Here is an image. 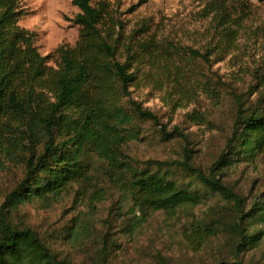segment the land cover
<instances>
[{
    "label": "trees",
    "instance_id": "trees-1",
    "mask_svg": "<svg viewBox=\"0 0 264 264\" xmlns=\"http://www.w3.org/2000/svg\"><path fill=\"white\" fill-rule=\"evenodd\" d=\"M71 3L78 9L73 19L79 27L77 43L42 57L34 45L36 35L18 26V0H0V156L22 170V179L0 208V264H70L59 260L33 230L14 228L6 213L25 203H47L72 185H85L92 178V156L101 163V177L122 189L142 212L173 213L205 200L223 201L230 218L192 223L190 242L200 247L224 230L231 236L229 246L235 260L217 264H245L241 254L258 249L264 239V192L247 206L224 185L222 171L239 159L264 153L262 74L246 91L231 90L234 118L228 153L208 172L192 164L186 148L182 161H148L140 167L123 148L142 139L141 122L160 127L154 135L160 142L187 139L182 130L173 127L168 131L154 113L130 99L139 63L145 58L147 65L156 67L155 78L161 87L170 73L174 80L184 75V64L169 67L184 52L192 61L206 65L209 58L150 38L136 41V50L132 45L124 47L121 60L119 23L108 5L93 6L91 0Z\"/></svg>",
    "mask_w": 264,
    "mask_h": 264
},
{
    "label": "rangeland",
    "instance_id": "rangeland-1",
    "mask_svg": "<svg viewBox=\"0 0 264 264\" xmlns=\"http://www.w3.org/2000/svg\"><path fill=\"white\" fill-rule=\"evenodd\" d=\"M105 2L118 20L122 49L138 40L157 39L186 51L206 54L209 65L191 60L187 52L170 68L185 65L181 79L159 82L156 67L139 63L140 72L130 87V99L154 113L161 126L183 131L186 141L154 136L160 127L141 122L140 137L124 145L123 152L140 162L182 161L186 148L192 164L208 172L222 154L232 134L234 106L231 90L242 93L264 79V2L257 0H91ZM18 26L36 35L42 57L60 46L74 47L79 27L71 0H18ZM53 59L49 60L52 65ZM161 64H165L164 61ZM209 84L208 86L205 84ZM187 89H178L176 85ZM203 85V89L195 87ZM193 87V88H191ZM127 100L123 101V104ZM238 150V148H237ZM238 158V157H237ZM92 178L72 185L47 203H25L6 213L18 230L31 229L59 260L70 264H217L232 262L231 236L224 230L198 247L191 224L226 222L230 213L223 201H202L170 212H142L124 191L101 177V163L92 156ZM223 183L249 206L264 192V153L239 159L223 169ZM22 179L19 166L0 156V208ZM257 228H260L257 227ZM264 228V227H263ZM251 231L253 227L250 228ZM246 263L264 264V239L258 249L241 254Z\"/></svg>",
    "mask_w": 264,
    "mask_h": 264
}]
</instances>
